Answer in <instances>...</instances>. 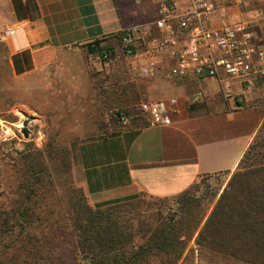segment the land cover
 Instances as JSON below:
<instances>
[{
    "label": "crops",
    "instance_id": "1",
    "mask_svg": "<svg viewBox=\"0 0 264 264\" xmlns=\"http://www.w3.org/2000/svg\"><path fill=\"white\" fill-rule=\"evenodd\" d=\"M162 1L0 0V33H10L6 42L14 74L27 84L35 80L43 107L98 104L92 75L99 68L88 64L87 53H98L94 49L103 42L123 52L122 36L140 29L138 55H125L129 66L104 67V87L108 90L109 84L114 85L111 92L104 93V106L128 110L129 127L118 131L109 115L103 122L100 112L96 115L87 108L80 109L84 118L72 127L74 171L92 206L141 195L176 197L203 178L230 176L238 170L264 122V114L248 106L254 89H246L238 81L224 85L215 78L164 77L175 61L168 52L155 51ZM175 2L179 12L190 8L189 0ZM218 2L219 9L207 26L220 29L226 23L250 19L260 28L256 43L264 48L261 5L255 1L241 5ZM185 39L187 36L181 38ZM153 56L158 62L157 74L141 76L140 69ZM60 86L74 93L75 102L71 98L64 101ZM172 98L178 105L170 126H152L140 112L141 102ZM40 112L50 114L46 109Z\"/></svg>",
    "mask_w": 264,
    "mask_h": 264
},
{
    "label": "rangeland",
    "instance_id": "2",
    "mask_svg": "<svg viewBox=\"0 0 264 264\" xmlns=\"http://www.w3.org/2000/svg\"><path fill=\"white\" fill-rule=\"evenodd\" d=\"M255 3L261 5V19L264 15V1ZM247 21L250 22V19ZM260 27L263 28L261 34L264 36V26ZM100 47L108 48L104 42ZM111 47L113 51L108 57H101L99 53L86 55L88 64L95 69L99 68L92 75L93 97H96L98 104L43 107L39 105L35 80H30L27 84L20 75L14 74L4 33H0V214L7 218L17 217L21 223V231L25 234L32 231L31 235L33 234L35 240L34 243H29L28 256L24 258L27 264H63V259L67 264H73L74 261L76 264H84L76 247L77 238L71 219L74 218L75 211L78 212L74 205H79L85 199L91 206L92 204L76 178L70 153V143L76 138L70 135L73 133L72 127L84 118L85 113L80 111L81 108H87L91 112L93 110L96 115L100 112L103 122L105 115H109L117 128H120L111 113L121 108L104 106V93L111 92L114 86L109 84L108 90L104 87V67H128L129 62L123 52L117 47ZM60 87L66 95L64 101L71 98L75 102L74 93L65 90L64 86ZM248 106L257 108L264 114V80L252 91ZM45 109L50 110V114L44 115L40 112ZM29 117H34L35 120L26 127L29 136L25 137L22 130ZM5 128L10 130V136L3 133ZM258 151L264 149L260 148ZM245 167H255L254 161L248 160ZM235 173L230 176L203 178L184 192V199L176 196L166 201H154L149 198L151 196L143 195V201L122 211L123 216L133 219L132 232L136 235L134 244H143L146 240L144 237H148L138 235L139 225H145L146 222L156 223L162 216L171 217L173 213L182 211L189 213L187 220H182L179 224L184 229L181 240H186L188 246L178 264H246L215 253L205 252L200 255L195 242ZM37 177L40 179L39 183L36 182ZM185 202H189V206ZM36 227V231L42 233L41 236L33 232ZM19 230L13 229L14 234L9 241H15L14 237ZM187 233L194 236L188 239ZM44 242L48 246L41 251ZM34 246L39 248L37 254L30 249ZM177 247L181 248L180 245ZM7 255L11 257L10 253ZM149 260V264L170 261L155 256Z\"/></svg>",
    "mask_w": 264,
    "mask_h": 264
},
{
    "label": "trees",
    "instance_id": "3",
    "mask_svg": "<svg viewBox=\"0 0 264 264\" xmlns=\"http://www.w3.org/2000/svg\"><path fill=\"white\" fill-rule=\"evenodd\" d=\"M95 51L101 57H108L113 48L110 46L94 49ZM123 54L127 55L124 49ZM260 148L264 149V122L244 155L238 171L199 232L195 242L200 255L209 252L246 264H264V151H258ZM248 160H253L255 167H245ZM37 181L40 182L38 177ZM185 194L179 195V199H184ZM142 196L96 208L86 199L79 205H74L78 212L75 211L71 222L76 233L79 257L84 264H149V259L153 256L170 260L163 261L162 264H178L182 260L188 242L181 240L184 229L179 224L182 220H187V212L178 211L170 215L171 217L162 216L156 223L146 222L145 225H139L138 235L148 237H144L146 240L143 244H134L136 235L132 232L133 219L123 216L122 211L132 204H139L145 199ZM149 198L154 201L168 200ZM184 204L189 206V202ZM137 218L141 219L139 216ZM20 226L17 217L7 218L0 214V264H27L24 258L28 256L29 243H34L35 239L31 235L32 231L25 234ZM15 228H20L14 237L15 241H9ZM36 229L37 227L33 232L41 236L42 233ZM187 236L190 239L194 234L187 233ZM47 246L44 242L41 251ZM30 249L36 254L39 251L35 246ZM62 262L67 264L64 259Z\"/></svg>",
    "mask_w": 264,
    "mask_h": 264
},
{
    "label": "built area",
    "instance_id": "4",
    "mask_svg": "<svg viewBox=\"0 0 264 264\" xmlns=\"http://www.w3.org/2000/svg\"><path fill=\"white\" fill-rule=\"evenodd\" d=\"M234 1L241 5L247 1L264 0H219ZM190 8L179 12L175 0H163L160 3L159 19L156 27L159 38L156 41V53L168 52L175 61L165 78L169 79H208L215 78L225 84L240 82L246 89H254L264 80V48L256 43L257 27L249 21L226 23L220 29H211L207 25L219 9L218 0H189ZM4 33V38L9 36ZM187 36L184 41L182 37ZM140 29L126 32L121 43L128 57L138 55L137 43ZM158 62L153 56L147 65L140 69L143 77L157 74ZM134 70L138 68L134 66ZM229 97V93H227ZM177 99L146 101L139 105L140 112L147 116L152 126H170L177 112ZM120 128L127 129L131 123L128 110L112 112ZM10 136V130H3Z\"/></svg>",
    "mask_w": 264,
    "mask_h": 264
},
{
    "label": "water",
    "instance_id": "5",
    "mask_svg": "<svg viewBox=\"0 0 264 264\" xmlns=\"http://www.w3.org/2000/svg\"><path fill=\"white\" fill-rule=\"evenodd\" d=\"M35 118L34 117H29L28 120L26 121L25 123V128L22 130L23 134L25 135V137H28L29 136V131L28 129L26 128L28 126V124L32 121H34Z\"/></svg>",
    "mask_w": 264,
    "mask_h": 264
}]
</instances>
